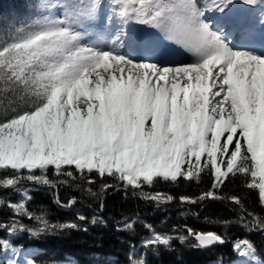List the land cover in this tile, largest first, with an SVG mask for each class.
Returning <instances> with one entry per match:
<instances>
[{
  "label": "snow or ice",
  "instance_id": "6c2138e0",
  "mask_svg": "<svg viewBox=\"0 0 264 264\" xmlns=\"http://www.w3.org/2000/svg\"><path fill=\"white\" fill-rule=\"evenodd\" d=\"M243 4L264 15V0ZM238 6L234 0H40L37 19L0 43V94L12 97L5 105L10 114L0 119V169L13 172L0 187L25 179L51 185L46 173L53 168L68 177L73 171L64 169L72 168L81 179L85 172L107 175L135 188L198 179L207 170L213 189L229 174L248 178L246 187L258 190L264 205V30L233 25ZM101 19L103 30H96ZM163 41L178 45L190 62L173 61L176 52ZM207 198L219 197L214 191L199 197ZM11 207L33 218L24 203ZM34 219L38 228L21 226L32 235L76 227ZM251 223L264 229V219ZM8 231L15 234L16 224ZM188 234L199 248L224 243L212 232ZM169 242L156 234L144 243ZM0 243L5 255L12 253L6 264H32L15 258L19 250L9 241ZM234 248L241 257L255 253L246 239Z\"/></svg>",
  "mask_w": 264,
  "mask_h": 264
},
{
  "label": "trees",
  "instance_id": "16d2710c",
  "mask_svg": "<svg viewBox=\"0 0 264 264\" xmlns=\"http://www.w3.org/2000/svg\"><path fill=\"white\" fill-rule=\"evenodd\" d=\"M40 0H0V43L16 29L37 19ZM7 98L0 94V119L6 114ZM19 104V101H17ZM22 106V105H21ZM68 177L50 169L46 175L51 185L22 180L15 188L0 187V241L7 240L19 250L15 258L32 264H264V229L253 227L255 217L264 219V205L258 190L246 187L248 178L229 174L223 184L213 189V177L207 170L199 178L179 177L175 182L157 179L139 188L126 186L118 179L88 174L84 179L72 168ZM27 174L26 172L24 173ZM39 175V171L36 172ZM13 175L11 169H0V179ZM93 183H88V179ZM107 186V187H106ZM214 191L217 199H199ZM161 194L172 200L158 203L147 197ZM181 197L197 200L182 202ZM239 198L240 204L231 199ZM24 203L32 215H20L11 207ZM42 216L49 224H75V228H58L32 235ZM16 224L15 234L8 229ZM130 225V227H129ZM247 225V226H246ZM23 226V228L21 227ZM193 233H215L224 243L199 248ZM159 234L169 237V245H146ZM181 237L185 239L182 241ZM248 240L254 256L241 257L234 248L238 240ZM130 253H134L130 255ZM12 258L4 254L0 243V260Z\"/></svg>",
  "mask_w": 264,
  "mask_h": 264
},
{
  "label": "rangeland",
  "instance_id": "374dc122",
  "mask_svg": "<svg viewBox=\"0 0 264 264\" xmlns=\"http://www.w3.org/2000/svg\"><path fill=\"white\" fill-rule=\"evenodd\" d=\"M234 2H236L239 6L236 9V11L239 9L240 7V3L243 4V0H234ZM235 11V12H236ZM258 13L257 16H255L254 19V23L253 26H255L256 31H262L264 30V15H261L260 11L256 8V6H249L248 10L246 11L245 14L243 15H239L237 17H235L236 21H242L244 19H247L252 12ZM233 19V18H231ZM104 23L105 21L103 20L102 23L99 22L96 30H103L102 26L104 27ZM136 27H140L142 28L143 26H136ZM148 32L154 33L155 34V30L154 29H145ZM139 31L143 32V29H139ZM162 39V38H161ZM165 43V45L167 47H169L170 49L175 50L176 54L173 56V61L175 62H190L191 57L188 53L184 52L183 49L179 48L178 45L172 44L171 42L168 41H163Z\"/></svg>",
  "mask_w": 264,
  "mask_h": 264
},
{
  "label": "bare ground",
  "instance_id": "6f19581e",
  "mask_svg": "<svg viewBox=\"0 0 264 264\" xmlns=\"http://www.w3.org/2000/svg\"><path fill=\"white\" fill-rule=\"evenodd\" d=\"M249 6H250V5H245V4L240 3V7H239V9L235 12V14L233 15L232 18L237 17L238 14H239V15H243V14H245L246 11L248 10V7H249Z\"/></svg>",
  "mask_w": 264,
  "mask_h": 264
},
{
  "label": "water",
  "instance_id": "95a60500",
  "mask_svg": "<svg viewBox=\"0 0 264 264\" xmlns=\"http://www.w3.org/2000/svg\"><path fill=\"white\" fill-rule=\"evenodd\" d=\"M193 239H194V236H193ZM195 240V239H194ZM222 243H216L215 245H221ZM215 245H212V246H215ZM212 246H209V247H212ZM208 248V247H206Z\"/></svg>",
  "mask_w": 264,
  "mask_h": 264
}]
</instances>
